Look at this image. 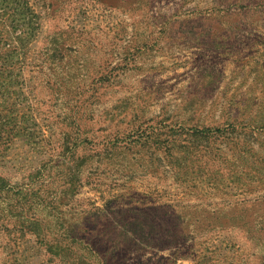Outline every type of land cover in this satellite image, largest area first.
<instances>
[{
	"label": "rangeland",
	"instance_id": "1",
	"mask_svg": "<svg viewBox=\"0 0 264 264\" xmlns=\"http://www.w3.org/2000/svg\"><path fill=\"white\" fill-rule=\"evenodd\" d=\"M0 264H264V0H0Z\"/></svg>",
	"mask_w": 264,
	"mask_h": 264
}]
</instances>
